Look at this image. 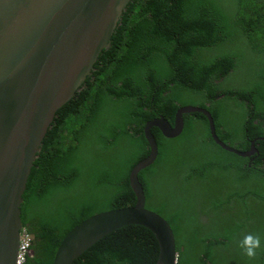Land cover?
Returning a JSON list of instances; mask_svg holds the SVG:
<instances>
[{
  "label": "trees",
  "instance_id": "16d2710c",
  "mask_svg": "<svg viewBox=\"0 0 264 264\" xmlns=\"http://www.w3.org/2000/svg\"><path fill=\"white\" fill-rule=\"evenodd\" d=\"M189 104L210 112L223 142L245 151L255 140L259 154L250 163L218 146L200 112L184 114L173 138L152 127L158 154L138 174L145 206L171 226L177 264H264V211L260 231L248 212L264 207V167L256 164L264 158V0L129 1L42 140L21 204L31 237L23 264H52L73 226L133 205L128 175L149 153L144 124L159 116L172 123ZM207 186L216 188L209 204ZM247 233L261 237L254 259L239 247ZM158 251L153 233L131 224L73 264H155Z\"/></svg>",
  "mask_w": 264,
  "mask_h": 264
},
{
  "label": "water",
  "instance_id": "95a60500",
  "mask_svg": "<svg viewBox=\"0 0 264 264\" xmlns=\"http://www.w3.org/2000/svg\"><path fill=\"white\" fill-rule=\"evenodd\" d=\"M130 0H0V264H15L23 229L21 204L33 163L57 110L90 75L100 52ZM200 112L213 141L241 157L256 153L255 140L243 151L216 134L210 112L180 106L171 125L164 117L144 124L149 153L128 175L135 195L131 206L97 212L73 226L59 242L52 264H73L98 240L126 225L149 229L158 243L155 264H177L171 226L145 206L139 172L152 164L158 146L151 128L168 138L184 127L183 115Z\"/></svg>",
  "mask_w": 264,
  "mask_h": 264
},
{
  "label": "clouds",
  "instance_id": "9594fccd",
  "mask_svg": "<svg viewBox=\"0 0 264 264\" xmlns=\"http://www.w3.org/2000/svg\"><path fill=\"white\" fill-rule=\"evenodd\" d=\"M239 247L243 250V254L249 259L257 256V250L261 249V237L258 234L247 233L239 242Z\"/></svg>",
  "mask_w": 264,
  "mask_h": 264
},
{
  "label": "rangeland",
  "instance_id": "374dc122",
  "mask_svg": "<svg viewBox=\"0 0 264 264\" xmlns=\"http://www.w3.org/2000/svg\"><path fill=\"white\" fill-rule=\"evenodd\" d=\"M207 187H209V192H207V193H205V197L208 199L207 200V203L209 204V202H212V201H214L215 200V198H216V188L214 187H212V186H207ZM200 196H202L203 195V193H202V191L200 190V194H199ZM259 204H261V203H263L261 200L260 201H257ZM234 210H236V209H233V211ZM264 211V207H262V206H256V207H254V205H253V208L252 209H249L248 210V212H249V214H250V217H251V222H254V221H256V224L254 223V225H252V226H255L256 227V229L257 230H259L260 231V228H261V223H259V219H260V215H261V213ZM258 214V215H257ZM226 223L227 224H230V222L227 220L226 221ZM232 227L233 226H231L230 228H229V231H231L232 230ZM229 249H233L232 248V246L231 245H229V247H228ZM227 255V254H226Z\"/></svg>",
  "mask_w": 264,
  "mask_h": 264
},
{
  "label": "built area",
  "instance_id": "2783aa9c",
  "mask_svg": "<svg viewBox=\"0 0 264 264\" xmlns=\"http://www.w3.org/2000/svg\"><path fill=\"white\" fill-rule=\"evenodd\" d=\"M30 243H31L30 235L24 229H22L20 244H19V248H18V255H17V259H16L15 264H23L24 263L25 255L29 251Z\"/></svg>",
  "mask_w": 264,
  "mask_h": 264
},
{
  "label": "flooded vegetation",
  "instance_id": "af4514ba",
  "mask_svg": "<svg viewBox=\"0 0 264 264\" xmlns=\"http://www.w3.org/2000/svg\"><path fill=\"white\" fill-rule=\"evenodd\" d=\"M163 117V116H162ZM168 121V120H167ZM169 122V121H168ZM170 123V122H169ZM173 123H174V119H173V122L172 123H170L171 125H173ZM256 123H257V120H256ZM160 131V130H159ZM144 132V131H143ZM161 132V131H160ZM152 133V132H151ZM163 135V134H162ZM154 136V135H153ZM164 136V135H163ZM168 138V137H167ZM173 138V137H172ZM156 141V140H155ZM149 147V146H148ZM249 149V148H248ZM256 149H257V147H256ZM254 154H256V156L259 154V151H258V149H257V151H256V153H253L251 156H249V157H252L251 159H250V163H252V162H254V160H253V155ZM249 163V164H250ZM256 164H258V166L259 167H264V158L263 157H261L259 160H257L256 161Z\"/></svg>",
  "mask_w": 264,
  "mask_h": 264
}]
</instances>
